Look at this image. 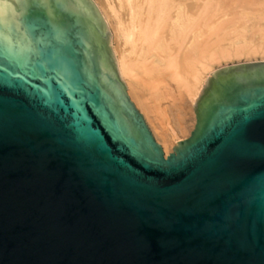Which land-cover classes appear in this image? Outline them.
<instances>
[{
	"label": "water",
	"instance_id": "95a60500",
	"mask_svg": "<svg viewBox=\"0 0 264 264\" xmlns=\"http://www.w3.org/2000/svg\"><path fill=\"white\" fill-rule=\"evenodd\" d=\"M0 12V264H264V61L212 74L166 156L85 0Z\"/></svg>",
	"mask_w": 264,
	"mask_h": 264
},
{
	"label": "bare ground",
	"instance_id": "6f19581e",
	"mask_svg": "<svg viewBox=\"0 0 264 264\" xmlns=\"http://www.w3.org/2000/svg\"><path fill=\"white\" fill-rule=\"evenodd\" d=\"M97 3L115 36L127 94L166 156L195 129L193 105L213 70L234 60H264V0ZM14 7L15 0H0V12Z\"/></svg>",
	"mask_w": 264,
	"mask_h": 264
},
{
	"label": "rangeland",
	"instance_id": "374dc122",
	"mask_svg": "<svg viewBox=\"0 0 264 264\" xmlns=\"http://www.w3.org/2000/svg\"><path fill=\"white\" fill-rule=\"evenodd\" d=\"M87 5H89V7L92 9V11L95 13V16L97 17V20L99 22V25H100V28L102 29V31L106 33V38L104 39V43H105V46L107 48V51H108V54L111 58V61H112V64H113V67L115 69V71L119 74L121 80L123 81L126 89H127V86L124 82V80L122 79L121 75H120V71H119V68H118V61H117V57H116V53L114 52V47H115V44H116V40H115V36L113 35V30L110 28V24L108 22V20L106 19V17L104 16V14L102 13L100 7L98 6V3H97V0H85ZM107 20V21H106ZM109 27V28H108ZM114 37V38H113ZM115 40V41H113ZM115 42V43H114ZM114 43V44H113ZM264 60L261 59L260 57H258L257 59H252V60H245V59H242L240 61L238 60H234V61H230L222 66H219L217 67L215 70H213L207 77L206 81L204 82V85L201 89V92L200 94L198 95V97L196 98L195 100V103L193 105V109H194V112H195V109L200 101V99L202 98V95L205 91V88L212 76V74L216 73L217 71L221 70V69H224V68H228V67H231V66H237V65H244V64H248V63H255V62H263ZM133 102V101H132ZM134 103V102H133ZM139 110V109H138ZM147 122V121H146ZM148 124V123H147ZM150 127V126H149ZM151 129V128H150ZM152 131V130H151ZM188 138V137H187ZM187 138H184V137H181L180 140H183V139H187Z\"/></svg>",
	"mask_w": 264,
	"mask_h": 264
}]
</instances>
